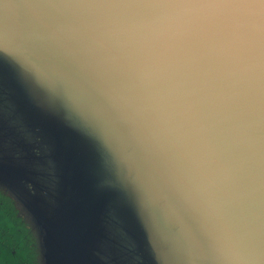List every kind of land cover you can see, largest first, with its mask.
Instances as JSON below:
<instances>
[{
  "label": "water",
  "instance_id": "95a60500",
  "mask_svg": "<svg viewBox=\"0 0 264 264\" xmlns=\"http://www.w3.org/2000/svg\"><path fill=\"white\" fill-rule=\"evenodd\" d=\"M2 144L37 264H264V0H0Z\"/></svg>",
  "mask_w": 264,
  "mask_h": 264
},
{
  "label": "flooded vegetation",
  "instance_id": "af4514ba",
  "mask_svg": "<svg viewBox=\"0 0 264 264\" xmlns=\"http://www.w3.org/2000/svg\"><path fill=\"white\" fill-rule=\"evenodd\" d=\"M0 264H35L31 240L11 201L1 191Z\"/></svg>",
  "mask_w": 264,
  "mask_h": 264
},
{
  "label": "trees",
  "instance_id": "16d2710c",
  "mask_svg": "<svg viewBox=\"0 0 264 264\" xmlns=\"http://www.w3.org/2000/svg\"><path fill=\"white\" fill-rule=\"evenodd\" d=\"M0 191L5 194V196L11 201L16 213H17V217L18 219L21 221V223L24 226V229L26 231V234L29 236L30 240H31V250H32V255L34 257V261L35 264H37L36 262V247H35V240H34V236L32 234V232L30 231L28 225L25 223L24 218L20 215L19 209L17 204L15 203V201L13 200V198L4 190L0 187Z\"/></svg>",
  "mask_w": 264,
  "mask_h": 264
},
{
  "label": "rangeland",
  "instance_id": "374dc122",
  "mask_svg": "<svg viewBox=\"0 0 264 264\" xmlns=\"http://www.w3.org/2000/svg\"><path fill=\"white\" fill-rule=\"evenodd\" d=\"M0 146H3V144L2 145H0ZM5 146V145H4ZM8 147H9V145H6L5 147H4V149H3V151H5V150H8ZM85 245V248L86 247H88V244L87 243H84ZM83 264V263H82Z\"/></svg>",
  "mask_w": 264,
  "mask_h": 264
}]
</instances>
